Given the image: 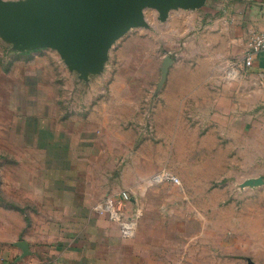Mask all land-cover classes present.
Listing matches in <instances>:
<instances>
[{"label": "rangeland", "instance_id": "obj_1", "mask_svg": "<svg viewBox=\"0 0 264 264\" xmlns=\"http://www.w3.org/2000/svg\"><path fill=\"white\" fill-rule=\"evenodd\" d=\"M220 3L207 0L200 8L172 9L164 21L157 9L146 8L148 25L133 27L118 38L103 70L88 78L70 70L54 48L21 50L0 31V202L8 203L3 194L12 198L18 178L25 187L27 174H85L83 186L100 193L97 204L123 191L122 174H155L156 183V176L163 173H206L211 150L219 151L223 168L228 165L220 174H237L212 182V187L230 188L238 204L251 197L252 189L264 190V182L244 185L250 178L264 180V110L258 111L255 146L250 145V129L243 128V136L237 130V139L229 140L233 130L211 131L203 120L215 107L212 104L224 97L225 78L236 75L245 61L208 29L220 15ZM166 57L172 61L162 81ZM212 76L220 81L210 82ZM95 106L97 116L91 114ZM111 115L113 130H94L103 153L86 155L83 137L91 127L100 126L97 119ZM203 138L207 143L220 139L222 145L204 146ZM239 142L242 146L234 145ZM100 174H115L113 185L108 187ZM107 190L111 194L101 198ZM98 213L101 221L106 220L107 213ZM123 222L122 216L109 225L110 264H149L148 258L139 259L138 252L124 243ZM196 229L190 228L192 245L200 235ZM163 233L172 234L166 227ZM179 238L186 240L181 234Z\"/></svg>", "mask_w": 264, "mask_h": 264}, {"label": "crops", "instance_id": "obj_2", "mask_svg": "<svg viewBox=\"0 0 264 264\" xmlns=\"http://www.w3.org/2000/svg\"><path fill=\"white\" fill-rule=\"evenodd\" d=\"M220 2V15L215 21L210 20L214 27L208 29L224 40L233 55L245 58L252 33L264 31V0ZM237 69L236 75L225 78L228 85L221 93L224 97L212 104L215 107L204 114L203 120L211 131L225 134L228 129L233 130V136L228 134L229 140L237 139V130L243 136V128L250 129V145L255 146L258 111L264 110V51L254 55L252 65L242 61ZM215 79L219 78L212 76L210 82L220 81ZM227 94L231 95L230 99ZM97 108H92V115H98ZM97 124L100 126L91 127L83 137L88 141L82 142L88 150L86 155L103 153L94 130H113L114 116L97 119ZM206 140L203 138L202 145L212 148L222 145L217 142L220 139L208 143ZM234 145L240 147L242 143ZM210 155L208 172L172 174L181 184L168 179H156L155 183L152 180L155 174L121 175L122 189L131 195L122 211L125 221L122 229L124 224H129L132 230L130 234L120 230V234L124 243L138 252L139 259L148 258L149 264H247L248 258L264 263V190L252 189L251 197L238 204L231 198L230 188L212 187V182L237 174H220L228 165L222 167L219 151L211 150ZM84 175L27 174L25 187L18 178L10 193L12 198L3 194L8 203L0 202V264L22 258L24 250L18 245L20 241L27 245L28 253L23 258L29 264H110L109 225L120 220H112L107 214L106 220L101 221L103 218L94 209L100 193L83 186ZM99 176L108 187L113 185L115 174ZM109 194L107 190L101 198ZM191 196H194L192 201ZM225 196H230L229 201L224 202ZM163 227L172 234L165 235ZM191 227L200 233L193 245ZM179 234L186 240H180ZM150 251L154 252L151 256L144 254ZM163 253L168 255L164 257Z\"/></svg>", "mask_w": 264, "mask_h": 264}, {"label": "water", "instance_id": "obj_3", "mask_svg": "<svg viewBox=\"0 0 264 264\" xmlns=\"http://www.w3.org/2000/svg\"><path fill=\"white\" fill-rule=\"evenodd\" d=\"M207 0H0V31L15 47L26 50L51 47L70 70L88 78L103 70L113 43L129 29L148 25L146 8L159 11L167 20L176 8L203 7ZM172 59L166 57L162 81ZM263 178H250L244 185L257 186ZM28 253L24 241L18 242ZM247 264H264L248 258Z\"/></svg>", "mask_w": 264, "mask_h": 264}, {"label": "built area", "instance_id": "obj_4", "mask_svg": "<svg viewBox=\"0 0 264 264\" xmlns=\"http://www.w3.org/2000/svg\"><path fill=\"white\" fill-rule=\"evenodd\" d=\"M247 1V0H246ZM264 51V31H257L252 33L248 41V48L246 51L244 63L247 66L252 65L253 57L256 53ZM160 180L171 179L175 182H180V179L170 173L159 174ZM131 199V195L128 191H121L119 194L109 196L102 202L95 204L94 209L98 212H106L112 220H121L122 211L127 202ZM132 227L129 224H124L123 232L130 234ZM2 264H29L24 258L14 261H6Z\"/></svg>", "mask_w": 264, "mask_h": 264}, {"label": "bare ground", "instance_id": "obj_5", "mask_svg": "<svg viewBox=\"0 0 264 264\" xmlns=\"http://www.w3.org/2000/svg\"><path fill=\"white\" fill-rule=\"evenodd\" d=\"M162 176L158 175L156 176V179L160 180Z\"/></svg>", "mask_w": 264, "mask_h": 264}]
</instances>
